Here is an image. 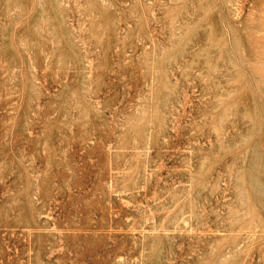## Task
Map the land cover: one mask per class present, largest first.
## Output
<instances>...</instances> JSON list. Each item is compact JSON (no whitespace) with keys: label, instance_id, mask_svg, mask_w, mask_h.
<instances>
[{"label":"rangeland","instance_id":"obj_1","mask_svg":"<svg viewBox=\"0 0 264 264\" xmlns=\"http://www.w3.org/2000/svg\"><path fill=\"white\" fill-rule=\"evenodd\" d=\"M0 264H264V0H0Z\"/></svg>","mask_w":264,"mask_h":264}]
</instances>
